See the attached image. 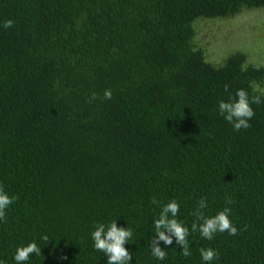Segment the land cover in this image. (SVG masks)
Returning a JSON list of instances; mask_svg holds the SVG:
<instances>
[{
    "label": "trees",
    "instance_id": "1",
    "mask_svg": "<svg viewBox=\"0 0 264 264\" xmlns=\"http://www.w3.org/2000/svg\"><path fill=\"white\" fill-rule=\"evenodd\" d=\"M243 9L264 0H0V25L15 22L0 27V185L15 197L0 259L35 239L31 264H107L89 234L116 220L134 230L130 264H161L148 245L178 199L190 229L204 201L206 216L230 208L238 235L193 233L187 258L158 241L163 264L209 247L214 264H264V103L239 132L218 109L241 88L264 98V65L213 63L196 41L200 20Z\"/></svg>",
    "mask_w": 264,
    "mask_h": 264
},
{
    "label": "clouds",
    "instance_id": "2",
    "mask_svg": "<svg viewBox=\"0 0 264 264\" xmlns=\"http://www.w3.org/2000/svg\"><path fill=\"white\" fill-rule=\"evenodd\" d=\"M14 24L13 20H7L0 27L9 29L14 27ZM112 96L111 89L104 91L106 100H111ZM96 97L97 94L93 93L89 102L95 100ZM261 103H264V98L261 95L250 97L248 91L241 88L236 91L234 96L230 95L227 101H219V115L232 125L235 131L239 132L241 128L247 129L251 127L250 121L256 115L252 105ZM14 200L15 197L3 185H0V222H6L8 210L13 205ZM152 203L158 204L159 201L153 198ZM206 206L205 202L201 201L199 207L195 209L193 215L196 216L197 221L203 220V223L199 224L194 221L190 229L183 221L177 219L181 213L180 201L171 199L164 203L161 206L159 218L155 220L154 224L156 246L153 249L151 243L148 245L151 249L152 258L161 262V264L168 259L167 249H162L158 241H163L165 245H171L173 238H175L177 244L183 247L182 255L187 258L192 255L189 237L193 233L198 232L201 238L209 241L213 240L217 234L225 232L230 236L238 235V228L233 222L230 208H225L215 216H206L200 211ZM168 233L172 235H168ZM89 235L93 250L102 252L108 257L107 264H130L133 260L134 254L125 247L126 244L131 243L134 236V230L131 227H118L116 220L97 222L93 224ZM48 239V236H44L45 241ZM199 251L201 264H214V261L219 258V253L214 248H201ZM32 254L41 255V248L35 239L16 247L13 262L14 264H31ZM0 264H7V262L0 259Z\"/></svg>",
    "mask_w": 264,
    "mask_h": 264
},
{
    "label": "rangeland",
    "instance_id": "3",
    "mask_svg": "<svg viewBox=\"0 0 264 264\" xmlns=\"http://www.w3.org/2000/svg\"><path fill=\"white\" fill-rule=\"evenodd\" d=\"M196 41L213 63L220 64L231 53L243 51L248 63L264 65V10L243 9L231 18L200 20Z\"/></svg>",
    "mask_w": 264,
    "mask_h": 264
}]
</instances>
